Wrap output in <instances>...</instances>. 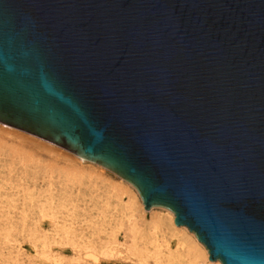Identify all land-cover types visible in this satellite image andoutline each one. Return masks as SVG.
<instances>
[{
	"label": "water",
	"instance_id": "water-1",
	"mask_svg": "<svg viewBox=\"0 0 264 264\" xmlns=\"http://www.w3.org/2000/svg\"><path fill=\"white\" fill-rule=\"evenodd\" d=\"M0 123L264 264V0H0Z\"/></svg>",
	"mask_w": 264,
	"mask_h": 264
},
{
	"label": "rangeland",
	"instance_id": "rangeland-1",
	"mask_svg": "<svg viewBox=\"0 0 264 264\" xmlns=\"http://www.w3.org/2000/svg\"><path fill=\"white\" fill-rule=\"evenodd\" d=\"M134 192L105 167L0 123V264H192L186 256L173 263L149 256L143 263L142 256L127 251L130 241L124 233L129 220L120 204L136 199ZM134 202L135 215L145 216L146 222L163 214L164 208L146 210ZM165 227L159 241L165 238L163 244L175 249L176 237ZM111 233L118 246L106 245L113 239Z\"/></svg>",
	"mask_w": 264,
	"mask_h": 264
},
{
	"label": "bare ground",
	"instance_id": "bare-ground-1",
	"mask_svg": "<svg viewBox=\"0 0 264 264\" xmlns=\"http://www.w3.org/2000/svg\"><path fill=\"white\" fill-rule=\"evenodd\" d=\"M4 138V137H3ZM30 140V139H28ZM18 142V141H17ZM39 143V142H38ZM40 144V143H39ZM38 145V144H37ZM42 145V144H41ZM45 145V144H44ZM30 146V145H29ZM30 148V147H29ZM46 148V147H45ZM44 148V149H45ZM50 148V147H47ZM47 150V149H46ZM52 150V149H51ZM54 151V149H53ZM79 157V156H78ZM81 158V157H80ZM83 159V158H81ZM85 160V159H84ZM97 164V163H95ZM99 165V164H98ZM102 166V165H100ZM104 167V166H103ZM67 177V176H66ZM89 181V180H88ZM127 182V181H126ZM130 184V183H129ZM131 185V184H130ZM134 192V200H138L140 204H143V201L137 191V189L131 185ZM50 188V187H49ZM109 191V190H108ZM111 192V191H110ZM97 194V193H96ZM131 196V195H130ZM70 197V196H69ZM119 197V196H118ZM132 197V196H131ZM120 198V197H119ZM128 198V197H127ZM99 199V198H98ZM116 199V198H115ZM120 202L122 201L119 199ZM130 197L127 199L125 204H120L121 209L125 211L123 216L127 217L128 214V220H129V227L127 228V231H125V240L126 237L130 241V246L128 248V252L133 254L134 256L138 257L139 255L143 258L140 260H143L142 262H146L147 258L149 256L155 258V260H158L160 258H164L166 261L175 262L177 260H181L183 256H186L187 259H192V264H222L220 261H212L209 260V254L204 245H202L201 242L197 239L195 234H191L188 232L187 228L184 226H176L174 219L175 216L173 212H171L168 209L163 210V214L154 216L151 222H146L145 216L138 215L139 219H137L134 213L135 210V202ZM51 201V200H50ZM68 204V203H67ZM98 204V203H97ZM69 205V204H68ZM104 205V204H103ZM115 206V205H114ZM103 207V206H102ZM45 208V207H44ZM55 208V207H54ZM62 208V207H61ZM117 208V207H116ZM63 209V208H62ZM51 210V209H50ZM67 210V209H66ZM46 211V210H45ZM104 211V210H103ZM108 211V210H107ZM122 211V212H123ZM102 212V211H101ZM111 212V211H110ZM47 213V212H46ZM73 213V212H72ZM121 213V212H120ZM73 215V214H72ZM104 215V213H103ZM102 217V216H101ZM57 219V218H56ZM137 219V220H136ZM128 222V221H127ZM64 226V225H63ZM166 226V227H165ZM61 227V226H60ZM169 228L168 231L171 232V236L174 238L176 237L177 240V247L175 249H172V247L168 243L163 242L160 243L159 241V235L162 233L163 228ZM56 228V227H55ZM64 229V228H63ZM69 230V229H68ZM167 230V229H166ZM147 231V232H146ZM61 232V231H60ZM169 232V233H170ZM66 234V233H65ZM69 234V233H68ZM113 233H111L110 236H112ZM115 234V232H114ZM113 234V235H114ZM164 234V233H163ZM166 235L167 232H166ZM117 236V235H116ZM113 237V239H112ZM110 241L107 240L106 245L108 243H113L117 245V241L115 238V235L112 236ZM163 238L162 236H160ZM165 237V236H164ZM168 237V236H167ZM171 238V237H170ZM71 239V238H70ZM109 239V236L108 238ZM162 240V239H161ZM166 240V239H165ZM168 240V239H167ZM70 242V241H69ZM103 242V241H101ZM97 243V242H96ZM105 244V243H103ZM102 245V244H100ZM112 245V244H111ZM94 246V245H93ZM113 246V245H112ZM111 246V247H112ZM118 246V245H117ZM102 247V246H101ZM96 250V247H94ZM103 248V247H102ZM108 249L110 247H107ZM107 248H104L108 250ZM117 248V247H116ZM43 249V248H42ZM112 249V248H111ZM100 250V249H99ZM105 250V251H106ZM110 250V249H109ZM94 251V250H93ZM101 251V250H100ZM104 251V252H105ZM91 252V251H89ZM103 254H105L103 251H101ZM46 253V252H45ZM98 253V252H97ZM101 253V254H102ZM108 254V251L107 253ZM98 255V254H97ZM100 255V254H99ZM104 256V255H103ZM111 256V254H110ZM93 260L97 261L99 257L93 254ZM188 262V261H187ZM209 262V263H208ZM156 263V262H155Z\"/></svg>",
	"mask_w": 264,
	"mask_h": 264
}]
</instances>
